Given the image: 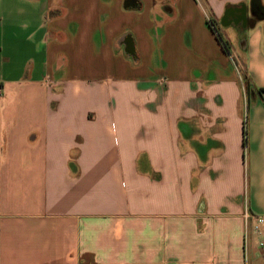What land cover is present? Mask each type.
Returning a JSON list of instances; mask_svg holds the SVG:
<instances>
[{
    "label": "crops",
    "instance_id": "crops-1",
    "mask_svg": "<svg viewBox=\"0 0 264 264\" xmlns=\"http://www.w3.org/2000/svg\"><path fill=\"white\" fill-rule=\"evenodd\" d=\"M258 90L264 0H0V264H264Z\"/></svg>",
    "mask_w": 264,
    "mask_h": 264
},
{
    "label": "trees",
    "instance_id": "trees-1",
    "mask_svg": "<svg viewBox=\"0 0 264 264\" xmlns=\"http://www.w3.org/2000/svg\"><path fill=\"white\" fill-rule=\"evenodd\" d=\"M207 24L210 27L212 33L214 34L216 40L218 41L219 45L221 46V49L223 50V52L227 55L230 54V47L227 41H225L222 36L220 35V33L218 32V30L215 28V26L213 25V23L211 22V20H207ZM260 92L264 91V90H258Z\"/></svg>",
    "mask_w": 264,
    "mask_h": 264
},
{
    "label": "built area",
    "instance_id": "built-area-1",
    "mask_svg": "<svg viewBox=\"0 0 264 264\" xmlns=\"http://www.w3.org/2000/svg\"><path fill=\"white\" fill-rule=\"evenodd\" d=\"M246 219H253L254 223L252 225V230L255 234H261V228L264 224V217L263 216H246ZM259 245L262 247L264 244L263 242H259Z\"/></svg>",
    "mask_w": 264,
    "mask_h": 264
},
{
    "label": "water",
    "instance_id": "water-1",
    "mask_svg": "<svg viewBox=\"0 0 264 264\" xmlns=\"http://www.w3.org/2000/svg\"><path fill=\"white\" fill-rule=\"evenodd\" d=\"M126 7V6H125Z\"/></svg>",
    "mask_w": 264,
    "mask_h": 264
}]
</instances>
